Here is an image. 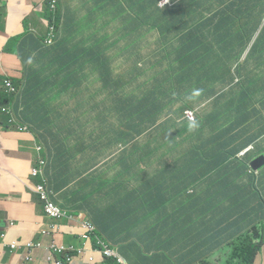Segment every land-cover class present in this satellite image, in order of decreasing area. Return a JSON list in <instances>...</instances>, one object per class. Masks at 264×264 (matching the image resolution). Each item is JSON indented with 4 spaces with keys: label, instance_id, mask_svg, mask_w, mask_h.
Masks as SVG:
<instances>
[{
    "label": "crops",
    "instance_id": "crops-1",
    "mask_svg": "<svg viewBox=\"0 0 264 264\" xmlns=\"http://www.w3.org/2000/svg\"><path fill=\"white\" fill-rule=\"evenodd\" d=\"M51 1L0 0V75L11 77L20 88L13 106L2 92L7 96L0 101V125L27 130L4 131L0 126V231L7 232L6 243L0 242V264H24L26 248L10 253L8 244L16 241L42 242L44 247L34 252L32 264H49L46 248L55 234H40L44 230H54L57 243L67 248L86 246L74 255V264H92L90 255L95 264H264V213L253 210L254 202L263 208L264 170L251 174L241 161L224 164L222 151L195 150L190 145L189 151L179 152L184 181L169 175V182L150 140H144L147 136L130 147L123 168L111 155L118 146L113 148L103 139L104 125L97 121L106 118L114 130L123 126L125 61L129 62L124 74L134 68L141 77L157 72L162 78L171 72L189 79L183 80L187 86L164 83L159 93L186 94L184 103L196 106L213 101L208 108L220 113L225 104L216 97L226 90L223 85L201 88L197 94L189 83L206 76L209 46L216 63L224 69L228 62L233 76L252 85L264 78V0H171L165 10L159 8L160 0H136L135 9L126 10L124 16L123 3L133 0H60L54 14ZM178 4L191 11L187 18L173 20ZM52 25L56 38L47 44ZM160 25L172 26L166 51L169 62L157 57L161 38L155 34L152 54L133 64L129 58L137 53V40L126 35L138 38L145 27ZM235 47H248L236 61ZM256 49L257 64L245 67ZM144 50L147 46L140 53ZM121 58L112 70V81L109 76L111 92L112 84L121 82V93L115 97L120 100L115 111L120 112H114L99 96L90 99L104 90L111 66ZM259 83L251 95L236 89L233 102L220 114L226 119L221 117L229 142L238 143L236 148L251 142L256 146L249 161L264 156V121L255 126L249 116L252 109L259 111V103L264 110V84ZM244 98L252 100L247 109ZM149 99L159 104L156 96ZM146 102L141 98L138 103ZM165 102L171 104L169 98ZM233 107L241 111L225 112ZM241 119L248 121L238 130L233 126ZM91 124L100 125L99 134ZM39 155V163L51 164L53 184L44 189L48 200L42 198L41 185L36 193L33 189L40 183L31 175ZM105 157L117 182L97 199L96 173ZM205 173L212 179L209 183L201 180ZM138 175L148 177L147 181L128 185L136 184ZM46 201L55 203L65 219L49 218ZM84 214L107 239L116 258L104 261L94 243H83L80 237L85 231L78 220Z\"/></svg>",
    "mask_w": 264,
    "mask_h": 264
},
{
    "label": "clouds",
    "instance_id": "clouds-1",
    "mask_svg": "<svg viewBox=\"0 0 264 264\" xmlns=\"http://www.w3.org/2000/svg\"><path fill=\"white\" fill-rule=\"evenodd\" d=\"M52 2L53 0L51 1V4H50V11L52 14H54V12L52 11ZM170 5H171V0H160L159 1V8L162 10H165ZM162 27L163 25H160L155 28L152 27L150 30L146 31L144 37L141 38L140 41L138 42V47L140 49L143 46H147V50H144L143 52H141L138 58L136 56L135 58H133L134 56L130 57L129 59L133 60L132 61L133 64L137 63L139 59L141 60L146 55L152 54V45L155 44V37L153 38V36L155 34L159 35L161 38L160 50L157 53V57H159L160 59H163L164 63L169 62L166 51H167V48L170 42L172 28L169 27L164 32H161ZM211 48L212 47L210 46L208 47L207 61L209 57H211L214 60V62H216L214 51H211ZM206 66H207V62H206ZM205 77H206V83H204L205 79L203 80V78ZM205 77L202 76L201 78L192 79L189 83L191 86V89L196 90L197 94H200L201 88H202V91L204 88H208V89L210 88V90H214L222 86V85H217L215 87V85L220 82V81H215V82H212V84L209 87V78L207 75ZM261 82L264 84V79L261 80ZM165 83L168 86H176V85L177 86L178 85L187 86V83L184 84L183 79L176 78V77H172L168 79ZM228 84L229 83L223 84L225 89ZM235 90L236 88L233 86L231 90V94H233ZM225 91L222 92L224 93V95L225 93H227ZM164 96L165 98H169V100L171 101V104H167L166 106V109L168 110V112L164 115V117H167V121H168V128H169L168 135L174 139L176 144L178 145L188 144V145H191L192 148L195 150L211 149V150L222 151L223 157H224V164H227V162L241 161L242 163H245L244 165L247 168H249L256 161L262 158L261 157L256 160L254 159V160L249 161V158L252 157L257 152L256 146L251 145L252 142L249 143L248 145L241 146L239 148H236L234 146L238 143H234L233 140L232 142H229L231 137L225 134L221 116H219L222 113V111L220 113H217L208 108V106L211 105L213 101H209L203 106H196L195 103H184L183 99L184 97L187 96L186 94L185 95L184 94H166ZM217 97L216 99H219ZM248 101L252 102L250 98L248 100L245 98L243 99V103L246 109L249 107ZM3 110L5 111V108H3ZM258 112H260L261 115H264L263 109L259 110ZM89 126L93 130H95L97 134H99L100 125L96 126L95 124H91ZM179 126L181 129L178 131V133L172 134L173 129L178 128ZM18 130L21 132H27V130H25L22 127H18ZM102 136H103V139H105L106 141H110L114 148V146L116 145L115 136L108 129H106L105 126H103L102 128ZM40 152L41 150L39 151V154ZM118 152H120L121 154L123 153V151L119 149H118ZM39 159H40V155L36 159L37 167L33 169V172L31 174L33 179L38 180V182L40 181V183L35 185L33 188L35 193H36V188L38 185H43L46 183V181L49 182V186H52L53 184V176L50 174L51 164L39 163ZM123 160H125L124 157H123ZM250 173L254 174L252 172ZM44 207H45L46 215L49 218H51L53 221L59 222L65 219L64 215L59 218L50 217L47 213V207L46 206ZM78 221L82 224L83 226L82 229H84L85 231L84 234L80 237L84 244L94 243L95 248H96L95 252L101 255L104 261L116 258L114 252L110 249V244L107 242V239L102 237V234L100 233V231L87 218L86 215L85 217L82 216ZM5 233L7 232L3 233V231H0V242L6 243ZM40 234L44 236L45 235L51 236L52 234H55L54 236H52L54 240L50 243L49 247L46 248L48 252L47 260L49 264H74V261H75L74 255L78 253V250H81V249L87 250L85 249L86 248L85 245H83L82 247L67 248L64 244L57 243V241L55 240L56 232L54 230L53 231L44 230V231H41ZM103 244L110 251L113 252L114 257H107L104 254L105 251L103 249ZM8 245L10 248V253L16 252L21 248H26V250H28L29 253L28 255H26V257L31 256L32 260H26V257H25L24 264H32L35 260L34 252L44 247V244L40 241L39 242L16 241ZM93 253L94 252H92L91 254ZM92 258L94 259V257L90 255V257H88V260H89L88 262L95 264L96 263L95 259H94V262L90 261Z\"/></svg>",
    "mask_w": 264,
    "mask_h": 264
},
{
    "label": "trees",
    "instance_id": "trees-1",
    "mask_svg": "<svg viewBox=\"0 0 264 264\" xmlns=\"http://www.w3.org/2000/svg\"><path fill=\"white\" fill-rule=\"evenodd\" d=\"M136 5V0L130 1L127 4L123 3V16L125 14L126 10L133 11L135 9ZM176 16L174 17L173 20L175 19H184L187 18L190 14V9L185 8L184 4H178L176 6ZM182 16H184L182 18ZM53 25L50 27L52 29ZM172 27L171 25H163L161 28V32H164L167 28ZM49 32L51 33L50 29ZM211 35L208 34V37ZM127 39L129 38L128 35H126ZM49 38V37H48ZM47 38V39H48ZM47 41V40H46ZM140 54V49L137 46V53L134 55L138 58ZM213 61V62H212ZM129 61H125V63L122 65V73L121 77L123 76L125 70L128 68V65H126ZM164 62V60H163ZM136 68V67H135ZM150 69H153V67H149ZM131 69V68H130ZM129 69V70H130ZM128 70V71H129ZM206 75L209 78V81L212 79L213 82L215 81H220L218 84L215 85H223L229 83L230 85H233V82L235 83L237 79L239 78L236 76H233V70L230 68L229 63L225 61L224 69L222 66L219 64H216L214 60L209 57L207 61V66H206ZM127 71V72H128ZM137 71V70H136ZM175 75L171 72L165 73V75L160 78V75L157 72H154L152 74L144 73V75L134 77L132 74L130 76V79L134 80H141L142 85L145 90V94L148 98V101L146 103H136L135 100H130V102H123V126L119 127L118 129L114 130L112 129L108 123L106 118L104 119H97V121L101 122L106 129H108L113 135L115 136V141L116 145L118 146L119 150L123 151V157L127 161V155L129 153L130 147L135 144L137 141L141 140L144 136H149L152 134V130L154 128L156 129H165L166 130V135L167 138H157L153 141L150 140L149 144L150 147L155 151L157 155V163L159 166L163 168L165 171V174L167 177H171L172 180L177 181V182H183L184 177L186 175V170L183 168V161L179 157V152L180 151H189L190 150V145H178L175 143L174 139L169 136V128H168V121L167 117H164V115L168 112L166 109V98L163 94H160L159 92L162 91V85L164 83L174 77ZM183 80H189L185 77H181ZM113 80L111 76V81ZM204 80V78H203ZM202 80V82H203ZM263 78H260L257 81V84H251L248 81L245 80V78L241 77V80L234 85V87L243 94V92L247 95H251L256 87H260V83ZM121 82L119 83H113L112 84V96L115 98V96L119 93H121ZM256 86V87H255ZM120 88V89H119ZM141 88V86H140ZM119 89V90H118ZM156 96L159 99V104H154L149 97L150 96ZM7 96L4 93L0 92V101H2L5 97ZM119 99L116 98L114 99V109L111 110L110 105L107 106V108L110 109V111L114 112H120V111H115L117 107H119ZM241 111L239 108H228L225 110V112H237ZM221 116V115H219ZM249 116L251 118V123L255 126H257L258 123H261L264 119V115H261L258 110H251L249 111ZM225 121V117L221 116ZM166 120L162 123V126L158 128L159 122L161 123L164 119ZM139 121L144 122L146 125V132L143 136L140 135V128L141 125L139 124ZM247 119H241L239 124L234 125L233 127L241 130L246 126L247 124ZM157 124V125H156ZM11 126V125H10ZM150 127H154L150 129ZM160 135V130L157 131ZM126 166V165H125ZM170 177H169V182H170ZM201 180L205 183H209L212 181V179L205 173L204 175L201 176ZM221 187L224 189V186L220 184ZM231 185L234 187V190L236 191L238 188L235 186V184L231 183Z\"/></svg>",
    "mask_w": 264,
    "mask_h": 264
},
{
    "label": "rangeland",
    "instance_id": "rangeland-1",
    "mask_svg": "<svg viewBox=\"0 0 264 264\" xmlns=\"http://www.w3.org/2000/svg\"><path fill=\"white\" fill-rule=\"evenodd\" d=\"M152 27L151 26H147L145 27L139 37L137 38V36H129L128 40H133V41H136V46H138V42L140 41L141 38L144 37L146 31L150 30ZM155 28V27H154ZM248 47H235L234 49V55H233V60L236 61L240 58V55L242 53V51H245ZM254 47L250 48L247 55L245 56V59H247L250 55V53L252 52ZM256 53H258L257 49L255 50V52L252 54L249 62L247 64H245V67L249 68V67H252V66H255L257 63H256ZM227 58V57H226ZM123 58H121L116 64H113L108 72V82L106 84V87L104 88L103 91L101 92H95L93 94V96L91 97L90 100H92L94 97L97 98V96H99L100 100H102L105 104V106H108L110 105L111 107V110L114 109V97L112 96V92L110 91V85H111V82L109 80V76L112 75V70L116 69L121 61H122ZM176 63L178 65H184V64H187V63H190V62H185V61H176ZM150 73V72H149ZM131 74L134 76V77H137V72L136 70L133 68L131 71H128L126 72L124 75H123V78H122V85H123V102H130V100H135L136 103H138L141 98L148 101V98L145 94V90H144V87L143 85H141V88H140V82L143 81V79L141 80H134V79H130V76ZM237 79L236 82L234 83L233 82V85H230L228 84L227 87H226V91L228 94L224 95V93H221L218 95L217 98L219 103L221 104H225L222 109L225 107V106H229L232 102H233V99H234V95L231 94V90H232V87L238 83L240 80H241V77L239 78H235ZM264 79V78H263ZM240 93V92H239ZM239 93L235 94V96H238ZM118 95H116L115 97H117ZM255 97V96H254ZM254 97H250L252 100L254 99ZM16 101V98H15V95L14 94H10L8 95V103L10 106H13L14 102ZM221 109V111H222ZM258 109L259 110H262V104L259 103L258 104ZM253 110H256V109H252ZM17 115V112L15 113ZM86 117H89V114L86 115ZM166 120V118L158 124V128L160 126H162V123ZM139 124L141 125V128H140V135L143 136L146 132V124L142 121H139ZM146 125V126H145ZM157 125V124H156ZM1 126V125H0ZM1 128L4 130V131H12V130H18V128H16L15 125H12L10 126V128H5L4 126ZM154 127H150V129H152ZM180 126L178 128H175L173 129V133H178V131L180 130ZM160 130V135H158L159 133H157V131ZM157 138H167V135H166V130L163 128H159V129H156L154 128L152 130V134H150L149 136H147L144 140L145 141H149L151 140L152 143L155 139ZM111 155L113 157V159H116L117 162H119L120 164L123 165V168L125 167L126 165V162L125 160H123V157H122V154L120 152H111ZM103 164L101 165L102 168L98 169L97 173H96V198L99 199V198H102L103 197V194L104 193H109L111 192L110 190V187L111 185H113L114 183L117 182L116 178H115V175L116 174H113V169L110 165V160H107V157L103 158L102 159ZM264 170V163L260 164V165H251L249 167V171L254 173V174H258L260 171ZM139 178H138V181L137 183H129L128 185H137L139 183H142V182H145L147 181V178L146 176H143V175H138ZM147 176H150V175H147ZM100 188V189H98ZM124 193H126V190L123 191ZM164 193H168V191H164ZM253 210H254V213L255 214H258V213H264V204H263V208L258 206L255 202L253 203ZM210 264H213V263H210ZM215 264H218V262H216Z\"/></svg>",
    "mask_w": 264,
    "mask_h": 264
},
{
    "label": "built area",
    "instance_id": "built-area-1",
    "mask_svg": "<svg viewBox=\"0 0 264 264\" xmlns=\"http://www.w3.org/2000/svg\"><path fill=\"white\" fill-rule=\"evenodd\" d=\"M60 0H53L52 2V11L56 13L59 7ZM56 38V28L53 26L51 29V33L49 34V38L47 39V44H53ZM0 92H4L8 95L14 94L15 98L19 96L20 94V88L15 84L14 80L11 77L0 75ZM38 174V172H37ZM49 186V182L46 181L45 184L40 186V190H43L42 192V198L48 200V197L45 194V188ZM47 202V213L52 218H59L62 217L64 214L62 213V210L58 208V206L50 201ZM15 247V246H14ZM104 254L107 257H114V254L112 251H110L106 246L103 244ZM26 260H32L31 256H27ZM91 262H94V259L92 258L90 260Z\"/></svg>",
    "mask_w": 264,
    "mask_h": 264
},
{
    "label": "water",
    "instance_id": "water-1",
    "mask_svg": "<svg viewBox=\"0 0 264 264\" xmlns=\"http://www.w3.org/2000/svg\"><path fill=\"white\" fill-rule=\"evenodd\" d=\"M262 163H264V157H262L260 160L256 161L253 165L256 166V165H260Z\"/></svg>",
    "mask_w": 264,
    "mask_h": 264
}]
</instances>
